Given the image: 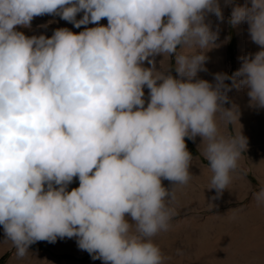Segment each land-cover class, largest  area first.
<instances>
[{
  "label": "clouds",
  "instance_id": "1",
  "mask_svg": "<svg viewBox=\"0 0 264 264\" xmlns=\"http://www.w3.org/2000/svg\"><path fill=\"white\" fill-rule=\"evenodd\" d=\"M210 13L224 19L220 0H0V225L17 256L75 237L103 264H166L154 237L193 176L185 137H200L207 189L228 187L248 147L228 92L264 108V0L232 4L228 24L260 47L213 81L197 76L219 46ZM44 14L85 27L20 30ZM251 194L264 206V186Z\"/></svg>",
  "mask_w": 264,
  "mask_h": 264
},
{
  "label": "rangeland",
  "instance_id": "2",
  "mask_svg": "<svg viewBox=\"0 0 264 264\" xmlns=\"http://www.w3.org/2000/svg\"><path fill=\"white\" fill-rule=\"evenodd\" d=\"M243 3L245 0H231V4L225 6V0H220L223 20L218 21L215 14H209L213 27L219 24V46L206 52L208 58L204 65L207 70H198V77L213 81L215 72L231 74L240 66V57L259 49L260 46L250 39L245 21L234 27L227 22L232 4ZM47 21L53 22L38 27ZM106 22V18H102L99 23ZM61 26L74 32L85 27L76 28L59 16L44 14L33 18L31 29L20 30L26 35L41 32L51 35L54 28ZM88 26H92L91 23ZM230 30L234 41L231 52L227 49ZM161 58L160 55L155 57L157 62ZM164 63L174 67L171 60L166 59ZM173 75H176L174 70ZM144 91L147 98L148 89L145 87ZM228 96L231 103L238 105V119L242 133L248 138V147L241 153L231 183L217 195L215 189H207L210 174L197 147L200 137L190 139L198 151L192 152L189 166L193 176L187 184L177 185L174 189L178 215L172 218V227L154 237L169 257L166 264H264V206L258 205L251 194L264 186V108L250 106L244 88L233 87ZM225 106H230L229 102H225ZM221 127L224 132L231 133L238 125L222 124ZM78 183L74 177L69 188ZM162 183L166 187L171 185L167 179H162ZM5 238L0 225V264H103L100 259H92L86 250L78 248L75 237H58L55 242L35 241L28 246L29 252L24 256H17L15 247Z\"/></svg>",
  "mask_w": 264,
  "mask_h": 264
},
{
  "label": "trees",
  "instance_id": "3",
  "mask_svg": "<svg viewBox=\"0 0 264 264\" xmlns=\"http://www.w3.org/2000/svg\"><path fill=\"white\" fill-rule=\"evenodd\" d=\"M234 46V41H233V35L231 30L229 31V42H228V46L227 49L229 52L232 51ZM185 141H186V145L189 151L193 152V153H198V151L196 150V148L193 146L192 142L190 141V139H188L187 137H185Z\"/></svg>",
  "mask_w": 264,
  "mask_h": 264
}]
</instances>
